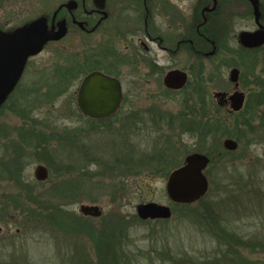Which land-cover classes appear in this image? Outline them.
Masks as SVG:
<instances>
[{
  "label": "rangeland",
  "instance_id": "obj_1",
  "mask_svg": "<svg viewBox=\"0 0 264 264\" xmlns=\"http://www.w3.org/2000/svg\"><path fill=\"white\" fill-rule=\"evenodd\" d=\"M63 1L65 0H0V24L5 20L11 22L10 26H14L18 20L24 24L28 23L49 14L55 6ZM230 9L236 11L240 7L237 4H232ZM249 25L248 21L242 20L241 16L236 14V16H232L229 26H226L225 33L229 31L233 37L234 34ZM76 39L71 36L59 45H48L30 61L29 69L39 70L40 77V75L53 74L51 69L55 67H65L78 61L82 63ZM227 45L221 44L218 55L208 60L201 58L192 60L184 56L180 64L186 68H191L192 65L191 80L194 86L198 88L205 86L207 87L205 90L210 93L214 92L215 95L232 91L228 82V72L231 67H237L240 71L241 68L235 66L238 55L235 39L232 38ZM221 60L228 61L231 66L220 67L222 66ZM201 74L202 76H199ZM259 74L257 69L255 75ZM247 79L252 80V84L246 85V88L240 86V90L248 91L252 88V91L258 95L259 91L264 89L263 86L254 84L256 80L254 82L252 76ZM123 83L124 93L128 95L127 81ZM77 88L78 83L71 88L68 94L59 98L50 110L41 113L35 112L33 115L42 116L44 113H50V118L56 124L61 127L73 128L78 124L76 120ZM140 94L144 97L147 95V91ZM165 96L166 94L163 97ZM163 99L160 104H123L120 117H129L134 108V112H136L133 115L136 117L135 120L128 119L132 126L130 132L134 134V138L130 139V142L134 143L133 148L151 149L153 143H157V147H159L162 141L170 137L172 145L178 151V156L188 150L192 152L197 146L202 150L217 149L214 137L207 138L208 136L203 134V130L197 129L196 126L188 125L194 133H191L192 137L189 135L190 132L186 130L182 132V125L181 132L168 129L166 122H171L173 129L178 127L176 120L182 123L184 108L181 102L183 100L177 94H167L165 102ZM150 106H158L160 109L143 114V110L146 111ZM252 107H254L255 116H257L251 123L241 124L238 130L240 140H235L238 143L237 149L231 155L223 158H209L214 162H210L205 170L209 174L206 177L209 184L208 194L205 195L210 203L208 207L212 210V214L211 210L209 213L212 218V226L219 222V225L227 231L235 232L242 238L241 241L244 245L246 244L245 246L235 238L234 241L237 246H243L235 248L242 252L246 258L243 263L236 259V253L230 254L232 261L223 258L227 247L219 246V242L214 237L216 235L199 223L198 214H190L188 208L173 207L166 195V179L163 177L151 174L137 177L126 176L122 181L124 186L122 199L118 195L115 201L112 200L115 194L112 185L120 183H117L118 180L106 172L102 174V177L96 174L102 173L101 169L105 167V163L111 164L112 159L119 156L116 155L120 151L119 148L124 149L127 126L125 121V124L122 125L123 136H120L121 130H114L93 133L87 138V142L89 141L87 146L92 149L91 157L87 158L82 153L84 150L82 143L79 146H71L72 150L63 153L66 156L70 155L67 164L74 167L70 178L91 193L89 198L83 195L82 197L85 199H82L81 203H68L64 205L65 207L63 206V209L80 217L78 211L80 204H94L102 209L101 217L85 221L91 227L90 229H79L78 226L74 227L75 224H71L73 232L68 233L66 230L63 232L52 226L39 227L37 223H33L34 226L31 228L30 221L27 222L28 228H23L18 225L22 217L14 215V213L21 214L20 208H15V204L9 203L6 215L7 227L0 222V264L4 262L12 264L9 262L11 260L17 264H95L96 260L102 261L103 264H116V260L119 264H166L170 259L174 261L173 264H264V245L262 246L264 244V103ZM5 114L6 118L2 119V122L0 121L2 124L0 125V135L6 132L10 147L11 136L15 137V133H18L15 130L22 123L11 117L10 114ZM184 114L187 116V111ZM212 115H208V118H212ZM148 117L152 118L146 125L145 130L148 132H142L143 130L139 132L140 128L145 127V123H140L138 118H143L145 121L149 119ZM161 118L165 120L161 122ZM220 118L229 126L236 120L233 117L227 122L225 111L221 112ZM203 121L206 122L204 117ZM115 125L116 123L113 122V127ZM200 127L205 128V126ZM150 129L152 130L149 131ZM224 139L220 141L222 149ZM64 147L70 149L66 139ZM2 153L4 151L0 146V164L3 160ZM187 155H184L183 158ZM72 157H76L77 162L72 161ZM178 158L181 159L176 157V159ZM5 160L4 157V162ZM23 162L26 163L24 165L26 168L22 173L23 177L33 181L34 168L42 163L35 161L33 156ZM44 166L46 167V165ZM58 180L54 179L38 186L36 194L41 196V200L50 199L48 198L50 190ZM246 188H251V191H245ZM16 191V187L7 186L0 181V202L4 200L3 194L7 195L5 198H9V196H14ZM91 199L97 200V202L88 201ZM148 202L171 207V218L166 221L139 220L135 208L141 203ZM103 225L106 227L102 229ZM119 226L122 227V232L119 235L121 244L127 245L123 248L124 255L120 253V258L117 254L113 255L116 243L112 237V231ZM16 229H19L18 233H16ZM9 236L13 238L10 239ZM219 238L222 237L219 236ZM10 244L20 247L13 253V246Z\"/></svg>",
  "mask_w": 264,
  "mask_h": 264
},
{
  "label": "flooded vegetation",
  "instance_id": "obj_2",
  "mask_svg": "<svg viewBox=\"0 0 264 264\" xmlns=\"http://www.w3.org/2000/svg\"><path fill=\"white\" fill-rule=\"evenodd\" d=\"M232 4H237L240 9L232 11L230 9ZM236 14L241 16L242 20L248 21L250 25L246 26V28L234 34L232 37L229 31L226 33L225 31L226 26H229L232 16H236ZM259 14V23L264 27V0H259ZM41 17L46 18V28L49 37H52L57 31L59 22H64L66 32L61 39L57 41H48L43 50L48 45H59L64 43L66 39L71 36L77 38L76 40H78L79 52L83 63H89L92 67V70L86 72L81 77L78 82V87L83 78L91 72H100L106 76L117 79L120 83L122 99L115 114L104 119H92L81 114L86 119L88 118L95 121L111 119L118 113H122L123 104H160L161 99H166L167 94H177L181 96L183 100V102H181L182 104H201L199 113L202 116L205 114H213V104L219 105L225 111L227 122H229L231 118L236 117L239 119L240 123L245 122L249 124L257 116H255L254 107L252 106H257L262 103H259L260 100L256 99V97H253L250 99L248 106V100L253 91L252 88L251 90L248 89V91L245 89L243 91L240 90L239 79L241 71L237 67H231L230 70L232 68L238 69V85L236 86L228 81L232 91L230 93H222L216 97L214 92L210 93L208 90H205L207 87L201 86L198 88L193 85V81L191 80L193 75L191 69L193 68L192 65L190 66L191 68H186L180 64L184 56L192 60L198 58L203 60L211 59L218 55V51L221 49L220 45H227L232 38L236 41V49L241 57L247 58L254 56L259 60L264 59L263 52L248 53V51L261 50L264 45L258 48H245L239 43V34L241 32H254L258 29L254 20L252 6L248 0H65L55 6L49 14ZM28 23L24 24L18 20L14 26H10L11 22L5 20V22L0 24V33L12 35ZM38 55L27 59L24 70L15 82L13 89L0 106L1 122L2 119L6 118L5 113H8L11 117L18 119V121L22 123L21 110L22 104L24 103V93L38 92L39 70L29 69L30 61ZM172 71H180L186 75L185 84L178 90L168 89L164 86L165 76ZM203 71L200 72L202 73ZM199 76H202V74ZM253 80L255 82V79ZM125 81H127L128 95L124 93L123 82ZM246 81L249 83L248 85L252 84V80L247 79ZM146 91V96H140V93ZM236 91L242 93L244 99L242 107L237 111H233L230 107L231 102L229 101V97ZM164 94H166L165 97H163ZM205 104H208L207 107ZM246 106L249 110H246ZM158 108L160 109L158 106H150L146 111L145 109L143 110V114L144 112L145 114L151 113L154 109ZM134 110L135 108L133 109V113L126 118V140L124 139V149L119 148L121 152L134 149V143L130 142V139L134 138V134L130 132L132 126L128 121V119L135 120L136 117L133 115L136 112H134ZM193 113L197 114L198 110L193 111ZM143 118H138L140 123H145V127L140 128L139 132L141 130H143L142 132H148L145 130L147 127L146 125L152 118L148 117L149 119L145 121H143ZM121 119L124 120L122 117ZM163 120L165 119H160L161 122H163ZM113 122H111L113 129H122V127L120 128V122L115 121L114 123H116V125L114 127ZM171 124V122L168 124L166 122L168 129L181 132V123L178 120H176L178 127L175 129H173ZM73 129L74 127H66L67 133L64 135L70 148L68 151L72 150L71 146H79L81 143L85 150L88 147L87 143L89 141L87 142V138L82 136L81 133L73 132ZM151 130L152 129L149 131ZM5 133L0 135V146L4 152L6 140L8 139ZM120 136H123L122 130ZM17 138L18 134L16 133L15 137H13V135L11 136L12 140H17ZM225 139H231L236 142L233 138ZM147 150H149V148ZM223 150L231 154L235 151H228L224 148ZM199 154L205 155L204 153ZM4 155L5 153L1 154V156ZM117 155H119V151ZM183 162L184 158L178 167H180ZM34 181L38 182L35 179ZM14 215L20 218L22 217L18 225L23 228H28L27 220L34 216L27 213H14ZM79 215L81 218L79 224L83 229L88 225L85 222L87 219H97L84 216L80 213ZM1 218L3 219L1 220V224L7 227L6 214H1ZM33 223L34 222H30L31 228L34 226ZM18 232L19 229H16V233ZM121 232L122 227L121 229L116 228L112 231V237L116 243V249L113 250V255L117 254L118 258L121 257L120 253L124 255L123 248L127 246L121 244L122 242L119 236ZM9 237H11L10 239L13 238L12 236ZM214 237L215 240L219 242V236ZM126 240L128 239L126 238ZM12 246L13 253L20 247L15 245ZM9 262L17 264L13 260ZM121 263H123V261H121ZM3 264L6 263L4 262ZM95 264H103V262L96 260ZM116 264H119L117 260Z\"/></svg>",
  "mask_w": 264,
  "mask_h": 264
},
{
  "label": "trees",
  "instance_id": "obj_3",
  "mask_svg": "<svg viewBox=\"0 0 264 264\" xmlns=\"http://www.w3.org/2000/svg\"><path fill=\"white\" fill-rule=\"evenodd\" d=\"M255 52L264 53V47L261 50L248 51V53ZM236 59L237 62L235 66L241 68L239 85L242 88H246L248 83L245 81L252 76L256 80L254 83L255 85L264 87V59L259 60L254 56L243 58L239 55V52ZM220 63L222 65L220 67L230 65L226 60H221ZM257 69L259 70V75H255ZM51 70L54 72L53 74L40 75L38 92L24 93V103L22 104L21 110L22 124L15 130V132L18 131V138L17 140H11L10 147V143H8L9 140H6L5 155L0 164V181L4 182L7 186L16 187L17 191L14 196L8 195L9 198H5L7 195L5 196L3 194L4 200L0 202V222L3 220L1 214L4 213L7 215L9 208L8 204L13 203L15 204V208H20L21 214L27 213L34 215L27 221L37 223L39 227L47 228L48 226H52L61 231L66 230V233H68L73 232L72 226L74 224V227L78 226L79 229H83V227L79 224L81 218L70 212L68 213L63 209V206L68 203H81L82 199H85L82 196L85 195L89 198L91 197V193L87 192L88 189H83L79 186V183L76 182V184L75 180L70 178L74 171V167L72 168V166L67 164L70 155L66 156L63 154L65 151H68V149H65L64 147V135L67 133L66 127H61L56 124V122L50 118V113H44L42 116H35L33 114L35 112L41 113L50 110L59 98L71 91V88L79 82L86 72L92 70V67L89 63H80L78 61L65 67H55ZM217 79L218 77L216 80ZM263 93L264 89L260 90L258 95L253 92L249 97L248 106L250 99L253 97L259 99V103L263 104ZM205 105L207 107L208 104ZM200 106L201 104H183V120L181 123L182 132L186 130L190 132L189 135L192 137V134L194 133H192V129L189 128L188 125L196 126L197 129L200 128L203 130V134L207 135V138L210 136L214 137L217 149L202 150L197 146L192 152L189 150H183L185 151L184 154L178 156V151L172 145L171 138L167 137L162 141V146L160 145L157 147V143H153L154 145L151 149L149 148V150L135 147L133 150H128L127 152L119 151V156H115L114 159H112L111 164L105 163V167L101 169L102 173L96 174L97 176L100 175L102 177V174L106 172L107 174L112 175L114 179L118 180L117 183H120L118 185H112L114 188L113 191H115L112 200L115 201V199L118 198V195L122 199L124 191L122 181H124L126 176L137 177L143 174H151L166 179L169 173L181 164L183 156L190 152L204 153L208 158L214 159L216 157L223 158L231 154L221 148L220 141L224 138H233L234 140L239 141L240 137L238 135V130L241 124L245 122L240 123L239 119L235 117L236 120H234L231 126H229L220 118V114L221 112H224V110L219 105L213 104L214 114L212 115V118H208L207 114L202 116L199 113ZM195 110H198L197 114L193 113ZM246 110H248L247 106ZM186 111L188 113L187 116L184 114ZM120 114L121 113H118L108 120L95 121L84 118L81 113L76 110V120L78 121V124L74 126V131H72L81 133L85 138H88L91 134L97 132L114 131L115 129L112 128L111 122H120V128L125 124V121L127 122L125 117H122L124 120L121 119ZM203 117L206 122L203 121ZM200 126H205V128H201ZM82 153L85 157L89 158L92 156V149L87 147ZM32 156L35 161L46 165L48 168L49 175L47 181L35 182L34 180H26L23 177L22 173H24V169L26 168L24 167L26 163L23 161L28 160ZM4 157L6 158L5 162ZM176 157H180L181 159H176ZM72 159V161L77 162V160H75L76 157H72ZM210 162L212 163L214 161L210 160ZM207 172H205L206 177L209 175ZM54 179L59 180L50 190V194L48 195V198L50 199L41 200V196L36 194L38 186H42L44 183H48ZM247 190L251 191V188H246L245 191ZM88 201L91 203L97 202V200L94 199ZM209 204L207 195H205L191 205H172L173 207L188 208L190 214H198L200 217V224L204 225V227H206V229L212 234L222 237L221 239L219 238V246L227 247L223 258L232 261L230 254L236 253V259L243 263L246 261V258L242 252L235 249L243 246H237L234 241L235 238L243 244L241 241L242 238L231 231H227L223 226L219 225V222L215 223V226H212V218L209 216L211 210L208 207ZM104 227L106 226L103 225L102 229ZM85 228L90 229L91 227L86 225ZM119 229H121V226H119ZM228 234L230 235L227 238ZM263 245L264 244H262V246ZM170 260L167 261L166 264H173L174 261Z\"/></svg>",
  "mask_w": 264,
  "mask_h": 264
},
{
  "label": "water",
  "instance_id": "obj_4",
  "mask_svg": "<svg viewBox=\"0 0 264 264\" xmlns=\"http://www.w3.org/2000/svg\"><path fill=\"white\" fill-rule=\"evenodd\" d=\"M248 2L252 6L258 29L254 32H241L239 43L245 48H258L264 45V27L259 23V0H248ZM57 26V31L49 37L46 18L39 17L12 35L0 33V106L24 70L27 59L40 54L48 41H57L64 37L66 33L64 22H59ZM238 79V69L232 68L228 72V81L237 86ZM185 82L186 75L180 71L169 72L164 78V86L173 90L182 88ZM219 95L221 94L216 96ZM121 99L122 92L117 79L100 72H91L83 78L78 87L76 106L85 117L104 119L115 114ZM243 99L242 93L238 91L233 93L229 97L231 109L239 110L243 105ZM222 146L228 151L237 149V143L231 139L223 140ZM208 164L209 159L203 154L187 155L183 164L167 177L165 190L169 201L187 205L203 198L208 190V182L204 175ZM33 176L36 181L45 182L48 179V170L42 164H38L34 168ZM78 211L84 216L93 218H99L102 215V209L98 205L80 204ZM135 212L142 221L167 220L172 215L169 206L155 202L141 203L136 206Z\"/></svg>",
  "mask_w": 264,
  "mask_h": 264
}]
</instances>
